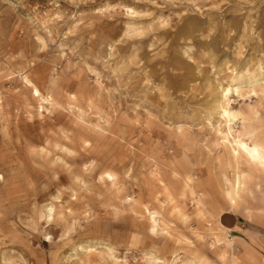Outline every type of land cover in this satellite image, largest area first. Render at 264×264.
Instances as JSON below:
<instances>
[{
    "label": "rangeland",
    "instance_id": "1",
    "mask_svg": "<svg viewBox=\"0 0 264 264\" xmlns=\"http://www.w3.org/2000/svg\"><path fill=\"white\" fill-rule=\"evenodd\" d=\"M226 132L264 146V0H0V264H264Z\"/></svg>",
    "mask_w": 264,
    "mask_h": 264
},
{
    "label": "bare ground",
    "instance_id": "2",
    "mask_svg": "<svg viewBox=\"0 0 264 264\" xmlns=\"http://www.w3.org/2000/svg\"><path fill=\"white\" fill-rule=\"evenodd\" d=\"M33 91H34V96L37 97V96L41 95L37 88H35ZM238 91H240V90H238V88H236V92H238ZM230 92H231L230 88H226L224 90L222 97H221L223 102L226 99H228V95ZM223 102L220 103L222 117L225 119L226 125L229 127V131H230L232 119L237 117V114L235 112H231L230 109H228L223 104ZM221 132H223V131H221ZM221 134L223 135L222 136L223 143H225V144L230 143V145L232 146V155L234 157L237 158L240 154H243L250 165H254V167L257 166V167L264 168V146L261 145L260 143L256 142L257 140L252 142V143H249L246 140H243L240 137H237V138H234L233 141H230V136H231L230 132L221 133ZM106 178H108L109 180H113L114 176L110 173H106ZM233 189H234L233 194L238 195L240 193V190H241L240 176L237 177V180L234 183ZM232 202H234V200H232ZM49 211H50V216H51L53 208H50Z\"/></svg>",
    "mask_w": 264,
    "mask_h": 264
},
{
    "label": "crops",
    "instance_id": "3",
    "mask_svg": "<svg viewBox=\"0 0 264 264\" xmlns=\"http://www.w3.org/2000/svg\"><path fill=\"white\" fill-rule=\"evenodd\" d=\"M227 198L228 197H225V200H226L225 207L220 212H218V214H217L216 217L219 218L220 216H222V217H225V216H228L229 217L230 216L231 219H236L237 222H235V223H233L231 225V230H233V229L238 228L239 223L242 222V219L243 218H245L244 217L245 216L244 214L238 213L239 211L241 212V210H239L238 208L243 205V201H242V199H243L242 191L239 193V197L236 198L237 200H236V205L235 206H233L230 203V201H229L230 199L228 200ZM240 214H242V215L239 216V217H241L242 219H239L237 217V215H240ZM238 221H240V222L238 223ZM223 236H224V234H223ZM242 240H243V238L241 236H239V235L233 236V241H235L237 244H242Z\"/></svg>",
    "mask_w": 264,
    "mask_h": 264
}]
</instances>
